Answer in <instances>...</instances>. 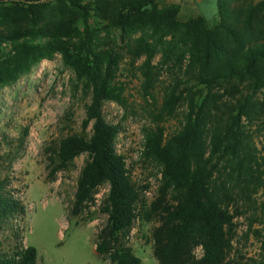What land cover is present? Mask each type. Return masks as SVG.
<instances>
[{
  "label": "trees",
  "instance_id": "1",
  "mask_svg": "<svg viewBox=\"0 0 264 264\" xmlns=\"http://www.w3.org/2000/svg\"><path fill=\"white\" fill-rule=\"evenodd\" d=\"M52 2L78 22H60L48 35L36 24ZM0 5L2 13H29L33 23L17 29H2L5 23H0V46H9L0 53V87L60 54L89 98L81 129L85 132L91 124L90 137H62L47 152L52 156L51 177L77 156L89 155L77 181L72 216L87 207L97 187L109 185L102 208L107 222L98 234L97 255L108 264H143L123 242L140 218L158 223L152 231L158 264H227L233 221L242 214L238 203L254 205L261 192L263 201L255 210L264 224V126L258 130L263 132L259 141L248 129L264 125V98L256 97L264 91V0H216L217 20L211 27L201 16L181 21L178 5L159 7L157 0H0ZM101 31L113 33L109 50L103 49ZM27 38L47 39L34 44ZM121 50L131 68L144 58L141 92L153 104L156 56L160 67L172 75L177 72L152 113L155 127L143 130V155L161 168L157 193L149 203L115 151L119 126L106 122L102 112L107 101L127 107L126 86L116 80ZM224 84L233 101L219 106L214 90ZM185 95L190 104L181 128L166 135L159 123L174 116ZM26 135L27 129L22 139ZM6 183L0 180V223L21 220L26 213ZM251 227L250 222L248 232ZM254 232L260 257L243 264H264V228ZM13 234L17 244L0 253V264H38L36 249ZM197 247L199 258L194 255Z\"/></svg>",
  "mask_w": 264,
  "mask_h": 264
},
{
  "label": "rangeland",
  "instance_id": "2",
  "mask_svg": "<svg viewBox=\"0 0 264 264\" xmlns=\"http://www.w3.org/2000/svg\"><path fill=\"white\" fill-rule=\"evenodd\" d=\"M116 1L109 0L110 3ZM157 4L159 7L178 5V19L181 21L201 16L211 27L217 20L216 0H157ZM0 16H5L0 17V23H5L2 29L33 26L32 16L24 11L0 12ZM60 22L77 23L78 19L52 2L41 12L36 25L49 35ZM99 37L104 44L103 49L109 50L113 33L101 31ZM46 39L27 38L34 44H41ZM8 50V45L0 46L1 54ZM121 53L124 55V50ZM159 60L160 55H157L153 61L157 67L154 69L157 81L153 90L156 104L149 97L142 96L141 66L144 58L131 68L128 57L124 55L116 80L126 86L127 107L112 101L105 102L102 107L106 122L120 128L114 142L115 151L124 157L129 176L143 190L147 203L157 193L161 168L143 155V130L155 127L152 113L160 106L164 90L177 74L172 75L166 67H160ZM80 86L75 73L64 66L60 54H55L51 59L42 60L14 84L0 87V180L7 182V191L19 197L26 208L23 219L0 223V253L13 249L17 244L13 233H19L24 245L36 249L38 264H108L95 252L98 234L107 222L102 208L109 193L108 183L97 187L87 207L79 215L72 216L70 210L77 181L89 155L83 153L68 168L56 172L53 177L50 174L53 165L49 158L52 156L47 150L54 142L68 135L86 138L91 135V124L85 132L81 129L89 98L81 92ZM228 88L226 84L215 88L213 100L218 101L217 105L224 106V103L233 101L224 92ZM256 97L263 99L264 91L258 92ZM189 104L190 98L185 95L177 104L174 116L159 123L166 135L181 128ZM263 126L257 123V126L248 128L255 141L263 135ZM26 129L27 135L22 139ZM254 199V205L238 203L242 214L233 221L232 247L227 264L248 263L260 257L261 243L254 231L264 228L263 217L255 210L263 201L262 193ZM250 222L252 227L248 232ZM157 225L155 220L145 222L138 218L123 241L143 264H158L153 256L152 242V231ZM194 255L196 258L201 256L199 247L194 250Z\"/></svg>",
  "mask_w": 264,
  "mask_h": 264
},
{
  "label": "crops",
  "instance_id": "3",
  "mask_svg": "<svg viewBox=\"0 0 264 264\" xmlns=\"http://www.w3.org/2000/svg\"><path fill=\"white\" fill-rule=\"evenodd\" d=\"M197 1H201V0H197ZM180 10V9H179Z\"/></svg>",
  "mask_w": 264,
  "mask_h": 264
},
{
  "label": "built area",
  "instance_id": "4",
  "mask_svg": "<svg viewBox=\"0 0 264 264\" xmlns=\"http://www.w3.org/2000/svg\"><path fill=\"white\" fill-rule=\"evenodd\" d=\"M200 248V247H199ZM201 249V248H200Z\"/></svg>",
  "mask_w": 264,
  "mask_h": 264
}]
</instances>
